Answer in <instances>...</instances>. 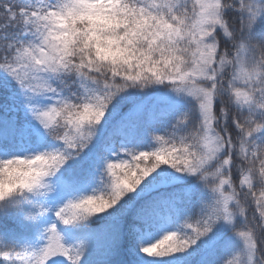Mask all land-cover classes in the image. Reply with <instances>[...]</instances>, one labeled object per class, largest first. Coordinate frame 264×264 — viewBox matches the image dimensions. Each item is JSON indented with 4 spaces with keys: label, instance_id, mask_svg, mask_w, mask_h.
I'll return each mask as SVG.
<instances>
[{
    "label": "snow or ice",
    "instance_id": "obj_1",
    "mask_svg": "<svg viewBox=\"0 0 264 264\" xmlns=\"http://www.w3.org/2000/svg\"><path fill=\"white\" fill-rule=\"evenodd\" d=\"M0 264H264V0H0Z\"/></svg>",
    "mask_w": 264,
    "mask_h": 264
}]
</instances>
